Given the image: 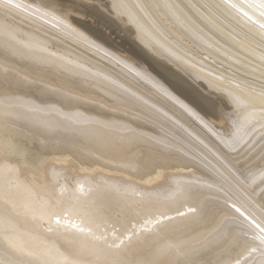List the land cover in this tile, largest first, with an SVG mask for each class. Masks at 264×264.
<instances>
[{
  "label": "bare ground",
  "instance_id": "obj_1",
  "mask_svg": "<svg viewBox=\"0 0 264 264\" xmlns=\"http://www.w3.org/2000/svg\"><path fill=\"white\" fill-rule=\"evenodd\" d=\"M262 13L0 0V264H264Z\"/></svg>",
  "mask_w": 264,
  "mask_h": 264
},
{
  "label": "rangeland",
  "instance_id": "obj_2",
  "mask_svg": "<svg viewBox=\"0 0 264 264\" xmlns=\"http://www.w3.org/2000/svg\"><path fill=\"white\" fill-rule=\"evenodd\" d=\"M69 1H72V0H69ZM82 4H85V3H80L79 5L80 6H83ZM99 7V6H98ZM82 8V7H81ZM83 9H84V7H83ZM99 9H100V7H99ZM101 10V9H100ZM91 17H87V22H89L92 26H98V24H99V27H101V28H103V29H101V28H99V27H97L98 29H100L101 30V32L102 33H104L105 32V30H104V28L106 29V32L104 33L105 35H107L108 36V34H109V38H112V39H114L116 42H120L119 40L122 38V32L121 31H118V30H116L115 28H113L112 29V26H109L106 22H102V21H97V22H95L94 21V18H91ZM88 19H90V20H88ZM85 19H84V21H86ZM92 21V22H91ZM101 23V24H100ZM94 24V25H93ZM108 28V29H107ZM119 32V33H118ZM107 33V34H106ZM113 33V34H112ZM115 33V34H114ZM112 34V35H111ZM118 34V37L116 36ZM111 36V37H110ZM116 38H115V37ZM122 48V47H121ZM203 93H205L206 94V92L205 91H203ZM212 96V95H211ZM124 263V262H123ZM125 264H126V262H125Z\"/></svg>",
  "mask_w": 264,
  "mask_h": 264
},
{
  "label": "snow or ice",
  "instance_id": "obj_3",
  "mask_svg": "<svg viewBox=\"0 0 264 264\" xmlns=\"http://www.w3.org/2000/svg\"><path fill=\"white\" fill-rule=\"evenodd\" d=\"M245 15H247V13H245ZM261 15L264 16V13H262ZM260 27L264 28V24H261ZM261 96L264 97V93H262ZM237 211H239V209H237ZM57 223H59V220H57ZM256 227H259V225H256ZM80 231H83V229H80ZM261 231H264V229H261ZM236 264H239V261H237Z\"/></svg>",
  "mask_w": 264,
  "mask_h": 264
}]
</instances>
